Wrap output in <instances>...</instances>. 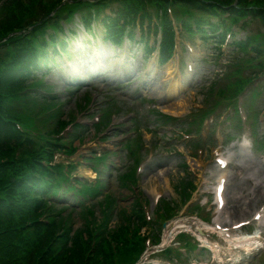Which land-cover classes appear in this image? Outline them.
Listing matches in <instances>:
<instances>
[{
  "label": "trees",
  "instance_id": "16d2710c",
  "mask_svg": "<svg viewBox=\"0 0 264 264\" xmlns=\"http://www.w3.org/2000/svg\"><path fill=\"white\" fill-rule=\"evenodd\" d=\"M61 1L0 0V264H129L144 246L143 237L137 233L138 221L144 223L142 214L136 210L130 215L124 214L123 221H128L127 224L121 223L109 229L105 224L107 213L102 207L100 213L103 217L100 220L91 214L89 218L93 219H87L81 228L71 234L72 227L59 212L53 213L52 208L47 209L46 204H38L34 199L36 193H33V185L44 184V189L51 185L42 174L47 171V167L41 163L45 155L43 145L32 147L33 143L29 139H24L22 134L17 136L10 122L15 118L7 106L8 99L15 100L24 87L21 83L13 82L12 70L28 61L34 45L28 42L30 40L26 41L24 36H20L17 45L12 43L10 46V42L3 43L2 38L13 30L25 28L30 21L49 16V12L59 6ZM69 1L82 4L84 0ZM102 1L104 4L111 2ZM144 1L188 9L189 16L183 22L187 30H190L188 24L191 22L198 29H201L198 26L201 23L214 29L215 24L208 20L210 16L217 15L221 18L217 24H221L225 30L230 24H237L240 20L244 22L247 16L259 19L264 25V0H126L123 10L118 13L128 12L132 17L138 4ZM100 2L93 4L98 5ZM234 2L235 5H232ZM65 3L72 4L67 0ZM227 10L228 17L222 18L221 14ZM194 14L198 15L195 17ZM163 29L170 40L172 32L169 21L163 25ZM246 39V43L240 42L239 48H244L251 41L249 37ZM48 101L44 98L41 111L53 106L54 103ZM29 103L34 104L33 100L27 101ZM56 168L58 176H61L60 166L56 165ZM61 179L67 182L66 178ZM76 182L79 184L80 180ZM87 190L88 187L83 185L82 191ZM46 209L51 213H47V223L40 219ZM92 222L97 223L94 225ZM131 225L134 228L130 234Z\"/></svg>",
  "mask_w": 264,
  "mask_h": 264
},
{
  "label": "rangeland",
  "instance_id": "374dc122",
  "mask_svg": "<svg viewBox=\"0 0 264 264\" xmlns=\"http://www.w3.org/2000/svg\"><path fill=\"white\" fill-rule=\"evenodd\" d=\"M253 27L257 28L258 26L255 25ZM183 35L186 36L185 33ZM194 47L196 48V46ZM204 48H205L204 46L202 47L198 46V48H196V50L201 55V57H199L200 59L204 55L206 57L207 54H210ZM182 53H183V57L187 55L186 51ZM227 54L228 52L226 51L225 53L220 55L221 61H218V65H215L209 60H207L206 62H203L201 60L197 61V73H196L195 82L193 83V85H191L192 87L190 89L186 90V92H182L179 90L178 87H176V80H169L171 77H173L172 75H174V73L172 72L177 71V67H178L177 61L174 59L170 62L163 64V66L159 68V71L155 72V75L157 78L152 81V84L150 85L151 91L147 93V97L149 98L153 95L157 96L159 100H156V101H159L160 103L158 104V106L160 108H163V110H167L168 113L175 114V115L180 114L178 116L186 115L187 113H189L192 107L201 106V101H202L201 99L203 98L202 92L205 91L204 88L208 85L210 79L213 78V76L215 75L214 73L221 70L220 64L228 59L229 56L227 57ZM196 56H197V53L195 52L194 57L196 58ZM134 57H135L134 59L138 58L135 55ZM153 65L154 63L151 64L152 67ZM109 74H110V79L119 78V77L124 76L123 70L117 71V69H111L109 71ZM132 77L134 81L132 82V84H130L129 88L126 89V93L128 95L133 94L135 91V88L137 89L138 93L142 89L140 88V83H139L142 78H140L138 75L136 76L137 79H135L134 76ZM62 88H63V85L61 84V86L59 85V88L57 91L62 92ZM97 91L100 93L96 97L97 105L95 106L94 111H98V109L101 108L100 106L102 105L105 109L116 110L120 112L122 116L129 114V116H123V117L128 118V120L133 115L132 116L134 118L133 120L139 121L138 122V127H139L138 133L141 135H145V137L147 138L146 139L147 141L151 140V138L153 137L152 133L147 131L146 125L143 122L146 120L147 113L145 111H141L139 108H135V107L132 108L129 106L127 108V106L125 105L126 104L125 102L128 101L126 99L129 96L120 93V90L116 91L115 89H113V84L111 83H108V85L106 86L98 87ZM69 92L70 93L66 95L65 94L63 95V92L61 93L63 110L64 112L66 111L68 114H75L76 110L81 104L80 98L84 97L86 90L85 88H80V87L77 88L76 86H73L70 88ZM109 95L113 96L114 98H119V97H122V98L120 100L114 99V101H111V102L109 101L108 103ZM100 101H102L101 104H99ZM114 102H117V104L112 105L111 103H114ZM120 102H123L124 106L120 105ZM34 108L37 109V106H35ZM131 110H133L132 114L129 113L131 112ZM151 116L154 117L155 114ZM151 116H148L149 120L153 119ZM41 119L42 120L44 119L43 120L44 128H48V126H50L48 124H53L54 122V120L49 118V116H44ZM128 120L126 123H129ZM175 125L177 127V122L175 123ZM50 128L51 126L48 129ZM87 135L88 136L85 138V140L80 145H78V149L75 153L70 154L67 157L63 153H56L55 159L66 160V162L76 161V160L83 161L82 157L89 155L88 154L89 150L91 151L99 150L98 141L97 139H93L92 132L88 133ZM165 135L169 136L170 132H166ZM88 139H90L91 142H89L88 144H84L85 141ZM106 140L108 139H105L103 141H106ZM77 144H78V140L74 142V145H77ZM146 144H148L149 146H152L153 144H155V141H152ZM179 144L180 143H178L177 141H174V144L173 143L168 144V147L167 146L165 147L164 145H159V144L155 145L154 151L152 150L151 158H148L145 161L146 162L144 165L145 168L143 172L141 173L139 184H138V187L136 188L139 190V194H140L139 197L141 199L147 200V202L151 206H152L153 194H154L153 190H155L156 192L159 191V193H161L162 196L166 197L167 199H169L171 195L173 196V198H176L177 196H176L174 185L178 184L179 181H181V183L189 182V180L192 179L191 176L187 175L188 170L190 171L194 168V171L197 172L195 176H198V177L201 176L200 175L201 170L199 169L201 167V164H198L195 158H193L191 154L187 152L188 147L185 144H183V152H177ZM111 145L114 149L119 150V146H115L113 144ZM125 152H126L125 148L122 147L121 151H118L115 155L109 156L110 158L115 159L117 161L118 167H122V169L128 163L126 162L127 158L125 156L126 155ZM234 155L236 154L234 153ZM245 156H247L248 159L251 158L249 157V155L245 154ZM237 163L239 162L237 160H234V165H236ZM85 167L86 166L83 164L78 165V167L76 168V170H74V172L76 174L83 173V174L88 175L87 169ZM253 167H256L255 164L250 163L249 168L244 169V170L242 169L237 170L238 168L240 169V167L237 165V166H234L231 172L232 175H230L229 184H233L235 181H237V179L239 181H243L244 183L241 184L244 187V192L242 193L243 196L246 195V191L250 188H246L248 184H245L246 181L244 179L242 180V176L248 175L247 174L248 172H251L254 175H257L260 173L259 171L257 172V174L254 173ZM119 174L120 173L117 169H112L111 172L109 170H106L104 173L102 172L101 175L99 176V179H102L103 181V184L101 186L102 194L97 195V197L95 198H91L90 199L91 203L89 204V206L93 207L91 214L92 213L95 214L97 218L101 214L99 212L100 208L105 203L104 210L106 212L110 211V214H111V216L109 215L108 222H107V224L110 227H114L115 224L117 223L119 224L122 221L120 212L124 214L125 212L129 214L133 213L132 208L134 207V203H135L134 202L135 195L133 193V190L129 187L128 182H126L125 185H121L122 182L119 179ZM233 174H235L234 177H233ZM236 175H237V178H236ZM89 176L94 177L95 173L90 172ZM184 178H187V179L184 180ZM231 189L233 188L229 186L228 191H230ZM138 190H135V191H138ZM228 191H227V194H229L230 196V192ZM105 192L108 193V196L101 203L100 201L102 200V197L104 196ZM108 199H112L113 201L112 204L109 205L107 201ZM241 200H242L241 201L242 203L245 202V199H241ZM236 203L238 204V206L240 204V207L247 208L250 201H248L245 204H242L239 201H236ZM57 207L58 206L55 205V208ZM70 207L72 209H70ZM55 210L57 211L58 209H55ZM61 212L63 214L66 212L67 214L68 213L71 214L72 221L70 225L75 226V227L81 226V224H83L87 219L89 220L93 219V218L91 219L89 218V216L87 215L88 213L84 214L83 209L79 210L78 208L74 206H69V208H67L66 210H61ZM62 217L65 218L66 216H62ZM94 223L92 222V224ZM205 259L208 261V257H206Z\"/></svg>",
  "mask_w": 264,
  "mask_h": 264
},
{
  "label": "bare ground",
  "instance_id": "6f19581e",
  "mask_svg": "<svg viewBox=\"0 0 264 264\" xmlns=\"http://www.w3.org/2000/svg\"><path fill=\"white\" fill-rule=\"evenodd\" d=\"M238 187V194L239 195H241V192H242V189H241V187H240V184L238 183V182H234L233 184H230V187L231 188H235V187ZM153 192H154V194H156V191L155 190H153ZM230 192V196H231V198H230V202L233 204L235 201H234V199H235V196H233V190H230L229 191ZM260 191L259 190H257L256 192H255V196H254V198L253 199H257L258 200V198L260 197ZM252 200V199H251ZM245 240H247L245 237H237V238H234V239H231L230 241H234L235 243H239L242 247H244L246 250H249V248L251 247V242H250V240H247L245 243H243V241H245Z\"/></svg>",
  "mask_w": 264,
  "mask_h": 264
}]
</instances>
